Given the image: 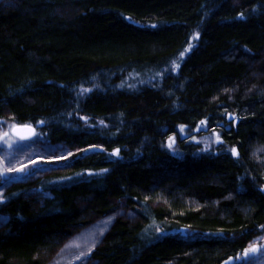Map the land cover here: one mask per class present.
Here are the masks:
<instances>
[{"label": "trees", "instance_id": "trees-1", "mask_svg": "<svg viewBox=\"0 0 264 264\" xmlns=\"http://www.w3.org/2000/svg\"><path fill=\"white\" fill-rule=\"evenodd\" d=\"M0 122L72 154L10 172L7 149L0 264H42L80 201L103 225L71 264H236L264 245V0L0 2Z\"/></svg>", "mask_w": 264, "mask_h": 264}, {"label": "rangeland", "instance_id": "rangeland-1", "mask_svg": "<svg viewBox=\"0 0 264 264\" xmlns=\"http://www.w3.org/2000/svg\"><path fill=\"white\" fill-rule=\"evenodd\" d=\"M16 0H0L2 2L3 8L8 9L14 4ZM64 15H69L73 12L71 7H66L62 11ZM8 130L12 134L13 127H0V137H3L4 133H8ZM16 139V138H15ZM35 139V138H34ZM33 139V140H34ZM20 141L24 146L19 147L14 141H12L8 136L4 139H0V161L3 164L5 157L13 156L15 164L9 169H16L22 166H27L29 164L45 163L46 160H57L58 157L65 156L69 157V152L64 148L52 149L48 148L45 144L39 141ZM8 145H11L9 147ZM17 149H16V148ZM11 149L16 151L13 155H8V150ZM29 155V156H28ZM28 156V157H27ZM34 159H36L34 161ZM17 160H20L17 162ZM36 162V163H33ZM45 173V172H44ZM119 209L123 208L121 202L113 201ZM79 205L83 210L82 224L72 230L71 236L69 238L60 240L57 247L50 251L49 253L42 255V264H71L78 255H82L94 242V238L101 231L103 220L98 219L93 212V207L88 201H80ZM123 210V209H122ZM123 212V211H122ZM109 221V220H108ZM107 222V221H106ZM252 246H257L260 251L249 257L247 260L240 261L236 264H262L264 259V245L254 244ZM80 264V263H79ZM234 264V263H233Z\"/></svg>", "mask_w": 264, "mask_h": 264}, {"label": "snow or ice", "instance_id": "snow-or-ice-1", "mask_svg": "<svg viewBox=\"0 0 264 264\" xmlns=\"http://www.w3.org/2000/svg\"><path fill=\"white\" fill-rule=\"evenodd\" d=\"M153 27H155V26L153 25ZM175 67H179V65H176ZM228 118H229V120H232V121L236 120V117L233 114H231V113L228 114ZM82 119H86V118L82 117ZM0 123H2V122H0ZM40 123H43V122L41 121ZM200 123H201V125H205L206 124L205 121H201ZM181 131L183 132V126L181 127ZM13 132L17 136H19L20 140L30 139L32 136L36 135V133L34 132V129L31 126H29V125H24L23 127H19V126L14 125L13 126ZM21 133H26V134L22 135ZM8 135H9V133L6 132V133L3 134V137H0V139H4ZM170 140H173V138H170ZM215 142L216 143H222V141L220 140V137H219L218 134L216 135V141ZM8 146L11 147V145H8ZM168 147L171 148L172 147V143H169ZM118 153H119V150L117 149L113 153V155H118ZM231 154L233 156H237L238 157L237 149L236 148H232L231 149ZM68 155L70 156L72 154L69 153ZM58 159H67V157L61 156V157H58L57 160ZM44 162L45 163H52V162H56V161L55 160H46ZM33 163H36V162H33ZM8 171H10V172H12V171H14V172H23L24 171V166H22L20 168H16V169H9ZM2 175H5V173L0 172V176H2ZM261 191H264V189H261ZM0 203H3L2 199H0ZM261 227H264V226H261ZM259 251H260L259 247L250 246V247L244 249L243 255L242 256L238 255L236 257V259L237 260H247V259H249L250 256L257 254ZM225 264H228V262H225Z\"/></svg>", "mask_w": 264, "mask_h": 264}, {"label": "water", "instance_id": "water-1", "mask_svg": "<svg viewBox=\"0 0 264 264\" xmlns=\"http://www.w3.org/2000/svg\"><path fill=\"white\" fill-rule=\"evenodd\" d=\"M23 126H24V125H21V126H19V127H23ZM29 126H31V125H29ZM31 127L34 129V132L36 133V132H37V131H36V128L33 127V126H31ZM21 134L24 135V134H26V133H21ZM12 135H13L16 139L20 140V139H19V136H17L16 134H14L13 130H12ZM35 136H36V135L32 136L30 139L20 140V141H30V140H33V139L35 138ZM233 261H234L233 259H230V260L228 261V264H233V263H234Z\"/></svg>", "mask_w": 264, "mask_h": 264}]
</instances>
